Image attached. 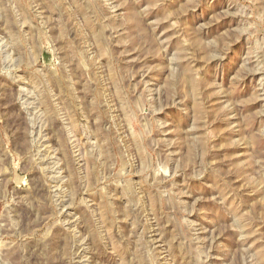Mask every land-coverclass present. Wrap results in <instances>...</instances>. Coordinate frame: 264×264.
I'll return each instance as SVG.
<instances>
[{
	"label": "rangeland",
	"instance_id": "374dc122",
	"mask_svg": "<svg viewBox=\"0 0 264 264\" xmlns=\"http://www.w3.org/2000/svg\"><path fill=\"white\" fill-rule=\"evenodd\" d=\"M0 264H264V0H0Z\"/></svg>",
	"mask_w": 264,
	"mask_h": 264
}]
</instances>
